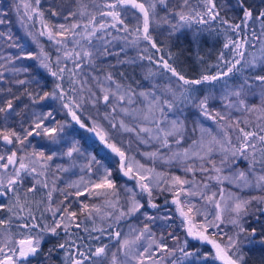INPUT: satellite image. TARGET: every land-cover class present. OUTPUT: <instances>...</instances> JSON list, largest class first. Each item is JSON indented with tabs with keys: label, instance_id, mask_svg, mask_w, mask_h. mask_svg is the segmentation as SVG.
Instances as JSON below:
<instances>
[{
	"label": "snow or ice",
	"instance_id": "snow-or-ice-1",
	"mask_svg": "<svg viewBox=\"0 0 264 264\" xmlns=\"http://www.w3.org/2000/svg\"><path fill=\"white\" fill-rule=\"evenodd\" d=\"M170 3L54 0L58 24L41 0L16 4L41 29L27 33L38 51L9 33L18 52L0 54V264H249L245 249H260L253 264H264V9L235 0L224 7L239 15L227 17L217 0ZM194 25L205 26L191 35L196 50L205 29L226 39L192 73L181 65L193 48L176 43ZM118 67L141 68V80ZM77 167L83 175L59 187L57 173Z\"/></svg>",
	"mask_w": 264,
	"mask_h": 264
},
{
	"label": "rangeland",
	"instance_id": "rangeland-1",
	"mask_svg": "<svg viewBox=\"0 0 264 264\" xmlns=\"http://www.w3.org/2000/svg\"><path fill=\"white\" fill-rule=\"evenodd\" d=\"M19 2H20V0H0V12L5 13V15L0 16V19L5 20V23L0 24V32L5 34L3 38H0V54H7L9 52L16 54L18 52V49L8 47V43H10V42L7 41V35L9 33L13 36L14 41H16L20 44H23L27 48V50L34 51V52L38 51L36 43L33 42L31 37L27 35L28 30H29V26L26 23L21 22L20 15L22 14L23 9H21V13H17V11H16L15 6ZM57 2H58V0H57ZM217 2H218V5L222 7L221 16H227V17L237 16V14H238L237 11H235L231 8H228V7H224L225 3H227L228 5H232L235 3V0H217ZM176 3H177V0H171V3L168 6L172 7ZM41 4H42L44 12L46 13L45 14L46 20H48L50 23H57V24L64 22L62 17L53 18L49 15V13L47 11V9L50 6H54V0H42ZM41 4H40V6H41ZM163 8H164L163 5L158 6L157 11H158L159 17H163L165 15ZM57 10L58 11L60 10L59 7H57ZM127 22H129L130 24H134L135 20H128ZM153 35L157 36L159 39H164L166 36V28L162 32L160 27H156V30L153 32ZM144 47H145L144 44L140 45V48H144ZM51 49H52V54H50V55L54 61L56 59L57 52H56L55 46L52 42H51ZM137 51L138 50H130L128 52V55L129 56H135ZM24 63L31 64L33 62L32 61H25ZM143 63L145 66H147V61H144ZM69 66H71V65H69ZM116 71H124V72H126V74L129 77L134 78L137 81L141 80L142 72H141V68H139V67H137L135 69H133L131 67H123V68L118 67L116 69ZM47 84H48L49 88L52 86L51 78H49L47 80ZM85 115H87V113ZM58 119H65V117L63 116V114H61L60 116H58ZM205 126L206 127L211 126V122L210 121L206 122ZM191 127H192V124H191V120H190L189 121V128H191ZM77 128H78V125L71 123L69 128L67 129V131L71 134L73 129H77ZM83 135L86 137L91 136L90 133H83ZM77 138L81 139V137H79V136ZM192 138L194 139L195 137H192ZM81 144L88 151H93V149H91L89 147V143L86 142L84 139H81ZM185 146H187V145H185ZM153 150H154V148L152 147V145H141L140 146V152H149V151H153ZM98 158L102 159V157H98ZM136 158L141 160L142 163L146 162V158L142 159L139 155H137ZM62 162L63 161H59V160L56 161V163H62ZM81 162H78V163H81ZM104 163H107V161H104ZM243 166L244 165L241 164V167H243ZM157 168L159 171H169V172H172L173 174L182 175V173L174 166L169 167V166L157 165ZM57 175L60 177V179L58 181V185H59V187L63 188L67 184L71 183L72 181L79 179L80 175H83V173L80 171L79 167H77L74 169H70L67 173H57ZM118 182L124 183V180L120 179V180H118ZM129 183L131 184L132 182H129ZM213 190H215V189L213 188ZM232 190L235 191V188H233ZM244 194L248 195L249 194L248 190H245ZM251 194L255 195L257 193L252 192ZM163 198L168 199L169 201H171V199H172L171 195L166 193L163 196L159 197L157 202L159 203V201H160V204H163V202H164ZM169 210L172 212H175V205L170 204ZM128 223L136 224L137 221L132 220L130 222H123L121 224V227L125 231H127ZM177 223H179V220H177ZM169 230H171V229H169ZM224 230L228 231L229 229L225 228ZM154 231H157V234H159V228L158 227H154ZM178 234L183 236V231H180Z\"/></svg>",
	"mask_w": 264,
	"mask_h": 264
},
{
	"label": "trees",
	"instance_id": "trees-1",
	"mask_svg": "<svg viewBox=\"0 0 264 264\" xmlns=\"http://www.w3.org/2000/svg\"><path fill=\"white\" fill-rule=\"evenodd\" d=\"M191 2L193 5H195L198 2V0H191ZM248 3L253 4L258 9H264V0H248ZM40 8L41 10H43L42 4ZM238 15L239 13L237 14V16ZM26 24L29 26L28 32L29 31L38 32L41 29V25L39 23L38 17H35L33 21L27 22ZM204 27L205 26L202 25H194L192 28H190V30L184 29L183 31L185 35L182 36L181 39L176 43V48H181V49H189L190 47L193 48V50L191 51V59L186 60V62L183 65H181L187 71L192 73L200 71L201 65L198 62L197 59L198 56L204 57L209 64L215 63L216 56L219 54V51L222 48V44L225 42L226 39L222 34L217 35L216 31H211L210 34L209 30L205 29L200 35L199 48L198 50H196L194 46L191 45V35L193 32H196L197 29H201ZM211 29H219V22H216L215 24L211 25ZM220 31H222V29ZM38 39L40 44L44 46L45 50L48 51L50 54H52L51 42L48 40V38L44 36V37H38ZM173 50L176 49L174 48ZM185 55L187 56L189 55V53L186 51ZM260 221L261 223H264V217H260ZM255 226L259 229V224H255ZM257 240H259V237H257ZM190 247L195 249L201 246L199 243L190 240ZM209 250H210V246H205L203 248V251H209ZM245 252L248 254V256L252 257V259L249 260V264H253V260L260 255L261 250L254 249L253 252L248 253L247 249H245ZM217 264H219V262H217Z\"/></svg>",
	"mask_w": 264,
	"mask_h": 264
},
{
	"label": "flooded vegetation",
	"instance_id": "flooded-vegetation-1",
	"mask_svg": "<svg viewBox=\"0 0 264 264\" xmlns=\"http://www.w3.org/2000/svg\"><path fill=\"white\" fill-rule=\"evenodd\" d=\"M261 217H264V215H262ZM255 226V225H254Z\"/></svg>",
	"mask_w": 264,
	"mask_h": 264
}]
</instances>
